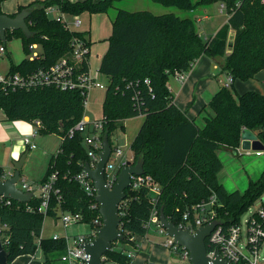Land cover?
Listing matches in <instances>:
<instances>
[{
    "label": "trees",
    "instance_id": "16d2710c",
    "mask_svg": "<svg viewBox=\"0 0 264 264\" xmlns=\"http://www.w3.org/2000/svg\"><path fill=\"white\" fill-rule=\"evenodd\" d=\"M4 1L0 0V7ZM119 1L44 0L22 7L18 13L24 9L30 11L26 22L31 36H24L22 31L10 34L23 39L27 52L31 44L42 46V60L29 63L25 59L14 65L13 70L54 64L69 54L75 37L91 45L86 32H71L62 23L48 18L47 7L58 6L72 16L99 14L109 13ZM152 1L182 11H195L220 0ZM224 1L228 20L209 40L201 36L193 17L119 9L112 20L108 50L99 68L107 80L103 102L104 133L110 138L125 120L145 116L131 144L134 163L143 162L145 175L152 176L160 184V207L175 225L180 224L188 208L215 194L217 218L225 228L232 227L239 224L249 207L264 195V170L257 180L249 181L245 192H228L218 177L224 168L218 151H237L244 130L258 131L264 141V95L252 90L238 94L234 87L237 80L249 81L264 70V3L261 0ZM239 1L241 4L237 6ZM0 13H3L1 9ZM203 55L225 57L220 72L231 74L234 83L230 88L223 86L213 96L207 105L209 111L204 109V126L200 127L175 104L168 80L175 71L188 72ZM89 68V60L80 67ZM147 79L149 85L145 83ZM0 109L10 121L34 123L38 120L42 124L38 129L40 135L56 134L62 138L41 181H48L52 174L58 173L54 189L59 193L52 192L47 216L57 218L58 210L81 212L91 221L97 213L90 209V198L73 179L90 162L84 135H68L85 116L81 92L57 88L0 92ZM3 173L0 169V176ZM126 192L131 201L127 215L122 218L126 237L121 243L128 244L130 236L150 234L145 223L152 206L146 189L134 194L131 190ZM39 205L36 197L28 202L13 200L11 205L0 201V219L9 226L10 232L9 244L5 245L8 264L18 256L34 255L38 249L43 253L44 264H54L56 258L51 255L63 252V239L42 237L38 245L46 218L38 211ZM28 207L33 211H28ZM115 244L106 255L119 263L130 262L126 254L115 249Z\"/></svg>",
    "mask_w": 264,
    "mask_h": 264
},
{
    "label": "built area",
    "instance_id": "2783aa9c",
    "mask_svg": "<svg viewBox=\"0 0 264 264\" xmlns=\"http://www.w3.org/2000/svg\"><path fill=\"white\" fill-rule=\"evenodd\" d=\"M261 1L264 3V0ZM218 3L220 5V13L228 17L225 1L220 0ZM240 4L241 2L239 1L237 6H240ZM45 13L48 18L62 23L67 30L71 32H80L79 29L82 25V20L79 15L72 16L66 14L61 11L58 6L47 7ZM52 15L53 17H51ZM198 22H200V19H198ZM201 36L205 40L211 39L204 35V33L203 35L201 34ZM39 46L40 45L37 43L29 46V53L31 54L28 59L29 63L42 60V55L38 52ZM90 54L91 45H88L87 41L84 39L75 37L72 40L71 51L69 54L61 57L52 65H32L33 67H27L21 70H13V65L6 73H2L0 70V92L9 93L23 90L30 91L41 88H57L62 91L78 90L84 97V106L86 109V107H88L90 94L93 89L98 88L106 90V85L97 81L91 75L89 70L80 69L83 62L89 60ZM6 55V40L0 39V62L5 59ZM187 73L188 72L185 71H175L173 75H175L179 81L184 82L187 78ZM149 82L150 81L148 79L145 80L147 85L150 84ZM233 83V76L227 73L224 86L230 88ZM31 124L33 125V129L26 133L22 140L24 147L30 150L36 147L33 140L40 135L38 129L42 125L41 121L38 120ZM104 125L105 121L103 117L94 122H89L84 116V118L78 122L68 134L69 137H73L76 133H82L84 135V145L87 147L88 157L90 158V162L88 163L92 169L96 168L100 159L99 152L104 149L103 142L106 137V133H104ZM256 135L257 138L261 140L258 134ZM261 141L264 144V141ZM109 142L111 145V153L105 167V178L107 186L113 188L117 182V177L121 168L127 165L128 162H131L133 165H135V163L132 150L131 156L127 157L125 156L123 147L118 144H113L111 142V137L109 138ZM125 146H127V144ZM237 152L238 155L244 153L251 155L254 151H244L241 149L240 145ZM254 153L256 156L264 155V151L261 150H256ZM13 174L14 173H3L0 177L2 179H7ZM57 174V172L52 174L48 181L41 183L30 182L26 178L20 176L16 184L18 188V185L21 186L19 189L23 192L31 193V199L36 197L40 200L38 211L45 216H47L51 207L52 192L59 193V190L54 189V184L58 179ZM131 178V185L127 190H131V193L134 194L142 189H146L150 194L152 209L150 217L145 223V226L150 231V234L154 232L159 235H165L166 238L163 242H161V245L167 248L171 253L183 258L186 261V264H191L189 261V251L178 245L174 238L169 236L166 228L162 225L160 216V197L162 194V188L160 184L150 175H133ZM73 179L81 186L86 195L90 198V209L97 214L91 221H87L85 215L81 212L73 213L70 211L58 210V216L55 218L56 224L58 220H60L66 230L70 229V227L75 224H84L89 227L88 232L78 235H71L68 234V232H66L64 236H59L58 234L53 235V240L63 239L65 242V248L60 257V264H86V250L77 245L79 243L83 244L93 242L99 234L97 228H101L103 226V217L98 211L100 209V204L94 198V196H97V189L94 185V181L87 176L85 169L76 174ZM0 201H5V204L11 205L13 200L0 197ZM130 201L131 199L127 197L126 192V197L118 205V215L121 219L119 230L125 237L126 234L122 229V218L127 215ZM257 202L258 207L255 212L247 213L244 218L242 217L243 220L241 219L239 224L225 228L222 222L217 218V196L213 194L209 199L198 204H194L188 208L187 211L184 212L180 224L177 226L184 230L190 226L191 233H195L201 226H205L214 220L218 221L220 224L214 228L212 234L207 239L208 247L212 248L211 251L208 250V256L210 258H214L218 250L220 251L221 258L231 264H264V261H261L260 258V252L264 246V196H262ZM28 211L32 212L33 208L28 207ZM42 237H44L43 234L38 240L39 246ZM146 237L147 236L143 238ZM0 239L4 247L6 244H9V226L2 223L1 219ZM138 239L139 236H130L128 243L131 247L130 250L115 248L117 251H122L126 254L130 259V262L119 263L106 254L101 257V261L103 264H130L138 249ZM120 242L121 240H118L113 242V244L116 243L117 245ZM113 244L110 251L113 250ZM39 252H41L40 249H38V251L32 256L36 257V254Z\"/></svg>",
    "mask_w": 264,
    "mask_h": 264
},
{
    "label": "crops",
    "instance_id": "0c3cea01",
    "mask_svg": "<svg viewBox=\"0 0 264 264\" xmlns=\"http://www.w3.org/2000/svg\"><path fill=\"white\" fill-rule=\"evenodd\" d=\"M37 1L44 0H6L1 4L0 9L3 13L14 15L18 13L22 7H27ZM70 1L76 2L84 0ZM205 8H200V13H204ZM195 11L197 12V9ZM89 15L92 17L95 14ZM197 17L198 19H200V24L204 19L206 20L209 18L206 11L205 15L202 18L201 16L196 15L194 19H197ZM227 20L228 17H226L225 15L224 20L220 24L218 30L224 24H226ZM83 24L84 23L82 21V25L79 31L86 32V37L91 42V54L89 57V61L91 60L93 51H96V53L98 54V64L96 65L95 69L92 70L90 62L89 71L97 81L106 85L107 80L100 73L99 68L101 60L108 50L109 43L107 41V38L106 40L99 43L92 42L93 39L91 31H88L86 26ZM201 29V32L205 30L202 27ZM203 33L200 34L203 35ZM215 34L210 35L204 33V35H206L208 38L214 37ZM110 35H108V37H110ZM220 68L221 66L219 65V60L203 55L193 64L192 68L188 71L187 78L184 82L179 81L173 74L169 76L168 85L174 96L175 104L186 114V116L190 120H194L200 127L204 126V109L206 108L209 111L207 105L209 104L213 96L224 86L225 81H223L222 78L224 76H227V73L220 72ZM251 90L257 91L258 93L264 95V92L262 90L254 87L245 88L242 92H240V94ZM92 92H103L105 99L106 90L95 88L92 90ZM92 92L90 94L89 101L92 99ZM96 101L97 100H95V102ZM85 119L89 120L88 116H85ZM32 129L33 125L29 122L21 120L10 121L4 111L0 109V169H3L4 173H14V163L18 162L21 159L22 155L26 153L25 162L23 164V168L21 169V176L26 178L30 182L41 183L46 174L51 157L58 152L61 142H58L55 145L54 143L50 142V136L53 137L55 136V134L47 136L38 135L33 140L36 144V147L32 150L26 149L23 145L22 140L25 134L30 132ZM231 152L232 154H234L232 150ZM219 181L221 182L220 179ZM221 183L225 186L223 182ZM130 249L131 247L125 250ZM35 261V257L30 254H25L18 256L10 264H39ZM42 264H44V262ZM130 264H186V261L183 258L181 263H178L177 260L174 261L172 253L167 248L161 245V241H156L149 235L146 238L139 237L138 249L136 251L135 257L131 260Z\"/></svg>",
    "mask_w": 264,
    "mask_h": 264
},
{
    "label": "rangeland",
    "instance_id": "374dc122",
    "mask_svg": "<svg viewBox=\"0 0 264 264\" xmlns=\"http://www.w3.org/2000/svg\"><path fill=\"white\" fill-rule=\"evenodd\" d=\"M198 1V0H195ZM205 8V7H204ZM119 9L128 10L131 12H137V11H148L155 15H161V14H168V13H174L175 15L179 17H195L201 16V18L205 15V11L207 12V15L209 16L208 19H204L202 23L200 24L198 22V17L195 19L197 28L199 30V33H207V34H215L224 20V14L220 13V5L219 3H213L209 6H207L203 11L200 13V8L197 9V12L194 11H182L176 7H165L161 4H158L156 2H153L152 0H121L115 4V6L109 11V13H99L95 14L92 17L89 14H82L79 15L80 19L83 21V25L86 26L88 31H91L92 35V42H102L108 39V35L111 34L112 31V20L115 18L117 12ZM53 17V15L51 16ZM205 30L201 32V27ZM85 28V27H83ZM11 32V31H10ZM10 32L7 33V39H6V46H7V55L5 59L0 62V70L2 73H6L9 71L10 67L13 65L20 64L23 60L29 59L31 54L26 51L23 39L17 36H13L10 34ZM39 53L43 52L42 46H39L38 49ZM217 60H219V65L222 66L225 61V57H216ZM91 67L92 70L95 69L96 65L98 64V54L96 51H93L92 57H91ZM223 81L226 80V76L222 78ZM254 87L262 90L264 92V70L260 71L253 79H250L249 81H239L237 80L235 82V89L237 93L240 94L245 88ZM95 100H97L95 102ZM103 101H104V93H93L92 92V99L89 101L88 107L85 109V116H88L89 122H94L98 119H101L103 117ZM145 120V116H137L133 118H129L125 120L123 123L119 125V128L112 134L111 136V142L113 144H118L123 147V150L125 152V156L130 157L131 156V149L130 145L136 138L143 122ZM123 126V128H122ZM258 134V131L255 132ZM262 139V137H259ZM50 142L57 144L61 141V137L56 135L51 137L50 136ZM127 144V146H125ZM256 151V150H252ZM252 152L251 155H247L246 153L241 155H235L232 154L231 150L229 149H221L218 151V155L221 159V161L224 164V168L219 174V179L221 182H223L228 189L229 192H233L235 190H240L241 192H245L246 188L248 187L250 180H257L263 170H264V155L262 156H256L255 153ZM19 188H21L20 185H18ZM236 188V189H235ZM264 196V195H263ZM258 202L256 201L253 203L247 212L243 215L244 216L247 213H253L256 211L258 207ZM243 220V219H242ZM89 231V227L84 224H75L70 227V229H65L62 225V222L58 220L57 224L54 217L46 216L44 221V229H43V235L45 237H53V235L58 234L59 236H64L66 232L71 235H78L82 233H86ZM155 234V235H154ZM152 239H155L156 241L163 242L166 238L165 235H159L157 233H151L149 234ZM115 248H123V249H129L130 246L125 243H118L115 244ZM61 252H57L53 256L56 258V261L54 264H60V257ZM173 260H177L178 263H181L182 258L179 256H175L173 254ZM261 255V261H264V246L263 249L260 252ZM36 263L42 264L44 262L43 253L39 252L36 254Z\"/></svg>",
    "mask_w": 264,
    "mask_h": 264
},
{
    "label": "water",
    "instance_id": "95a60500",
    "mask_svg": "<svg viewBox=\"0 0 264 264\" xmlns=\"http://www.w3.org/2000/svg\"><path fill=\"white\" fill-rule=\"evenodd\" d=\"M30 11L22 10L14 17L6 13H0V39L6 40L7 32L22 31L24 36L30 37L31 30L26 22ZM103 151L100 153V159L95 169H92L89 163L85 164L87 176L94 181L97 189V196L94 198L100 204L98 210L103 217V226L97 228L99 231L98 237L91 243H79L86 250V264H103L101 257L112 249V244L118 240H125V236L119 230L121 219L118 215V205L126 197V190L130 187L133 175L145 174L143 162H138L133 165L128 162L127 165L121 168L117 182L110 188L107 186L105 178V167L111 153V145L109 137L106 135L103 142ZM241 149L244 151L261 150L264 151V144L257 138V135L250 131L242 132ZM238 155L237 151H233ZM26 153L21 159L14 163V174L7 178L0 177V197L12 199L19 202L30 201L32 194L25 193L19 189L16 184L21 176V169L25 162ZM161 222L166 228L169 236L173 237L175 242L189 251V261L191 264H231L221 258L220 251L217 250L215 257L208 256L207 239L212 234L214 228L220 224L218 221H213L205 226H201L195 233H191L190 226L187 229H181L171 222L164 214L161 207ZM9 255L0 239V264H8Z\"/></svg>",
    "mask_w": 264,
    "mask_h": 264
}]
</instances>
